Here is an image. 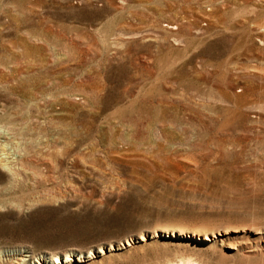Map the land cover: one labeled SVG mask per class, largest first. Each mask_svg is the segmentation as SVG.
<instances>
[{"label":"rangeland","instance_id":"rangeland-1","mask_svg":"<svg viewBox=\"0 0 264 264\" xmlns=\"http://www.w3.org/2000/svg\"><path fill=\"white\" fill-rule=\"evenodd\" d=\"M90 251L264 264V0H0V264Z\"/></svg>","mask_w":264,"mask_h":264},{"label":"bare ground","instance_id":"bare-ground-1","mask_svg":"<svg viewBox=\"0 0 264 264\" xmlns=\"http://www.w3.org/2000/svg\"><path fill=\"white\" fill-rule=\"evenodd\" d=\"M177 230H173V234L176 233ZM168 230L162 229V230H156L152 235L150 234V237H158V236H162L164 234V236H166V233H168ZM179 233H176L177 235H183L185 234L186 231H178ZM193 235H199V233H196L195 231L192 232ZM148 237V234L146 233H141L138 237V241H145V239ZM149 237V238H150ZM209 238V237H207ZM130 244V241H127V243H123L121 242V244L118 245V249L122 248L123 246H127ZM110 251H112L113 249H117L116 246H114L113 244H111V246L109 247ZM107 252L103 247L100 248V250L98 251V254L101 255L103 253ZM94 256H96V254L93 251H90L88 255L84 256V255H76L73 253H66L64 257H60L58 255L55 256H46L44 259H38V258H34V260H29V254H20V256L17 257V263L16 264H64L66 262H70V261H83L89 258H93Z\"/></svg>","mask_w":264,"mask_h":264},{"label":"water","instance_id":"water-1","mask_svg":"<svg viewBox=\"0 0 264 264\" xmlns=\"http://www.w3.org/2000/svg\"><path fill=\"white\" fill-rule=\"evenodd\" d=\"M165 237H169V236H168V233H166V236H165ZM171 237H172V236H171ZM191 238H193V239H195V238H196V239H201L199 235L196 236V237H191Z\"/></svg>","mask_w":264,"mask_h":264}]
</instances>
